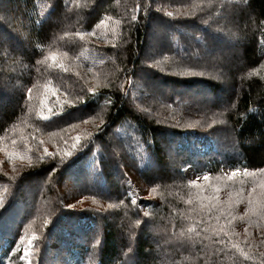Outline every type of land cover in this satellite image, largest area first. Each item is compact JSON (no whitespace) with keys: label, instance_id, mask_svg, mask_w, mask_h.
Here are the masks:
<instances>
[{"label":"trees","instance_id":"trees-1","mask_svg":"<svg viewBox=\"0 0 264 264\" xmlns=\"http://www.w3.org/2000/svg\"><path fill=\"white\" fill-rule=\"evenodd\" d=\"M258 171L264 0H0V264H264Z\"/></svg>","mask_w":264,"mask_h":264},{"label":"rangeland","instance_id":"rangeland-1","mask_svg":"<svg viewBox=\"0 0 264 264\" xmlns=\"http://www.w3.org/2000/svg\"><path fill=\"white\" fill-rule=\"evenodd\" d=\"M14 3V1H12L11 2V5H14L13 4ZM228 13H230V12H227V13H225V15H224V19H228L227 17L225 18V16L228 14ZM228 22V21H227ZM187 29H183L182 30V32H184V31H186ZM219 32L220 31H217V30H215V32L212 34V35H210L211 36V38H213V45H215L216 46V48L217 49H219L220 51H227L228 49H225V46H223L224 45V41H223V39H218L217 38V35L219 34ZM148 33H149V35H148V37H147V42L149 43V45H148V49H147V53H151V51H152V49L153 48H151V46L150 45H154L155 43H156V41H158V40H161V39H164V40H166V41H168V42H174V41H176V37H173V33L172 32H169V30L167 29V28H165V27H163V26H160V25H158V24H156V23H152L151 24V26H150V28H149V31H148ZM172 33V34H171ZM207 33H209V32H207ZM222 33V32H221ZM224 34V33H223ZM22 45L23 46H25L26 45V39H24V38H22ZM26 41V42H25ZM153 41H155V42H153ZM205 54H207V53H209V52H211L210 50H206L205 49ZM62 55V54H61ZM153 87H154V89L152 90L151 89V87H148V91L150 92V94H152V95H156L155 93H156V91H158V90H160L162 87L161 86H155L154 84H153ZM157 89V90H156ZM161 90H164V89H161ZM165 92H167L166 90H165ZM169 93V92H168ZM202 98V97H201ZM205 99H201V100H205V102H203V103H206V100H207V98L206 97H204ZM200 99V98H199ZM116 131V130H115ZM207 140H209V138H207V137H203V138H201V141L202 142H205V141H207ZM195 141V139H192V142H194ZM171 149V148H170ZM171 151V154H172V149L170 150ZM225 171H228V170H225ZM239 172H240V170H238L237 169V173H236V171L235 170H232L231 171V173L233 174V173H235V174H239ZM258 172H260V174L258 173V174H256L255 176H254V180H253V190H254V192H255V194L257 195V192L258 191H260V190H264V183H263V181H264V174H263V172L262 171H258ZM183 173H185L187 176H189L192 180H196V181H202L203 180V178H204V176H205V174L204 173H195L194 171H193V169H192V167L191 166H187V167H185L184 169H183ZM225 173H229L230 174V172L228 171V172H225ZM73 175H74V177H77V175L76 174H74L73 173ZM71 176V175H70ZM66 178H68V176H66ZM69 179V178H68ZM79 180H81V179H79ZM83 181V180H82ZM89 185V183L87 182V180L86 181H84V182H82V185ZM134 189H137L138 191H140V189H139V187L137 186V184L135 183V182H133V181H129V193H130V195H132L133 194V192H134ZM247 192H244V194H242L239 198H238V203H246V202H251L252 203V201H254V196L252 195V193L250 192V190H246ZM145 193V192H144ZM251 193V194H250ZM147 194L148 193H145V196H147ZM250 194V195H249ZM142 196H141V198L140 197H137V198H134L133 200H135V201H137L138 199H143V197H144V195H143V193L141 194ZM133 196V195H132ZM31 240H32V236H28V237H26V240H24L23 241V244H22V246L20 247L21 248V256H20V264H31V262H32V257H31V250H30V246H31ZM52 246H54L55 245V243H52L51 244ZM89 261V260H88ZM17 264V263H16Z\"/></svg>","mask_w":264,"mask_h":264},{"label":"snow or ice","instance_id":"snow-or-ice-1","mask_svg":"<svg viewBox=\"0 0 264 264\" xmlns=\"http://www.w3.org/2000/svg\"><path fill=\"white\" fill-rule=\"evenodd\" d=\"M169 15H171V13H169ZM136 19V17H133V20H135ZM45 119H48L47 117H45ZM79 139V137H77V140ZM45 151H47V150H45ZM246 171V170H245ZM233 175H235V173H233ZM205 179H207V177H205ZM190 183H193V184H195V181H192V182H190ZM135 202V201H134ZM0 203H2V202H0ZM109 207L111 208V207H113V205H109ZM137 223H139V221H137ZM130 251H131V249H129ZM246 255V254H245Z\"/></svg>","mask_w":264,"mask_h":264}]
</instances>
